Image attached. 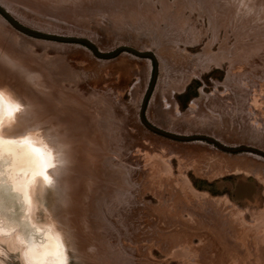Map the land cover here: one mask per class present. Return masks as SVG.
<instances>
[{
    "label": "rangeland",
    "instance_id": "obj_1",
    "mask_svg": "<svg viewBox=\"0 0 264 264\" xmlns=\"http://www.w3.org/2000/svg\"><path fill=\"white\" fill-rule=\"evenodd\" d=\"M0 6L155 58L0 12V92L20 105L0 135L58 158L46 206L72 264H264V0Z\"/></svg>",
    "mask_w": 264,
    "mask_h": 264
},
{
    "label": "water",
    "instance_id": "obj_2",
    "mask_svg": "<svg viewBox=\"0 0 264 264\" xmlns=\"http://www.w3.org/2000/svg\"><path fill=\"white\" fill-rule=\"evenodd\" d=\"M0 12L18 31L32 37L81 43L102 59L114 58L123 50H128L155 61L153 54L138 52L126 46L119 47L111 53H101L85 38L64 37L36 31L17 22L1 6ZM155 78L156 68L144 99L142 113ZM146 126L175 139H195V137L166 134L147 123ZM0 139L3 141L0 144V264H25V262L27 264H72L46 206L47 196L52 190L57 175V157L33 135L13 137L0 135ZM33 148L42 150V156L37 155ZM42 160H47L49 165L46 174L51 183L41 175Z\"/></svg>",
    "mask_w": 264,
    "mask_h": 264
},
{
    "label": "snow or ice",
    "instance_id": "obj_3",
    "mask_svg": "<svg viewBox=\"0 0 264 264\" xmlns=\"http://www.w3.org/2000/svg\"><path fill=\"white\" fill-rule=\"evenodd\" d=\"M20 111V105L19 104H14V103H10L4 96V94L2 92H0V124H2L3 122V116L5 115V113L8 116H12L14 113ZM2 139H0V144H2ZM33 151L37 154L42 156V150L37 149V148H33ZM42 171H41V175L44 176V179L47 180L49 183H51L49 177L47 176V168L49 167L47 160H42Z\"/></svg>",
    "mask_w": 264,
    "mask_h": 264
},
{
    "label": "bare ground",
    "instance_id": "obj_4",
    "mask_svg": "<svg viewBox=\"0 0 264 264\" xmlns=\"http://www.w3.org/2000/svg\"><path fill=\"white\" fill-rule=\"evenodd\" d=\"M30 37H32V36H30ZM32 38H36V37H32ZM40 39H42V38H40ZM46 40H49V39H46ZM38 139V138H37ZM40 142V141H39ZM56 156V155H55ZM57 160H58V158H57ZM58 171H59V161H58V170H57V175H58ZM56 175V176H57ZM98 178V177H97ZM55 226V225H54ZM55 229H56V227H55ZM56 232H57V230H56ZM58 234V233H57ZM59 236V235H58ZM60 238V237H59ZM61 240V239H60ZM62 242V241H61ZM64 245V244H63ZM65 247V246H64ZM66 249V248H65Z\"/></svg>",
    "mask_w": 264,
    "mask_h": 264
},
{
    "label": "clouds",
    "instance_id": "obj_5",
    "mask_svg": "<svg viewBox=\"0 0 264 264\" xmlns=\"http://www.w3.org/2000/svg\"><path fill=\"white\" fill-rule=\"evenodd\" d=\"M25 264H27V262H25Z\"/></svg>",
    "mask_w": 264,
    "mask_h": 264
},
{
    "label": "flooded vegetation",
    "instance_id": "obj_6",
    "mask_svg": "<svg viewBox=\"0 0 264 264\" xmlns=\"http://www.w3.org/2000/svg\"><path fill=\"white\" fill-rule=\"evenodd\" d=\"M66 250H67V248H66Z\"/></svg>",
    "mask_w": 264,
    "mask_h": 264
}]
</instances>
